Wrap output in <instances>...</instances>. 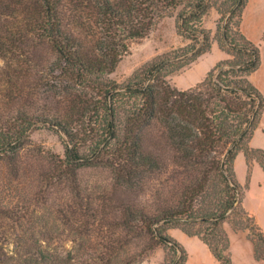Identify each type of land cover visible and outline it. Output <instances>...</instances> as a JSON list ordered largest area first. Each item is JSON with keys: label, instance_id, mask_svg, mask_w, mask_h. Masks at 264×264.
Instances as JSON below:
<instances>
[{"label": "trees", "instance_id": "obj_1", "mask_svg": "<svg viewBox=\"0 0 264 264\" xmlns=\"http://www.w3.org/2000/svg\"><path fill=\"white\" fill-rule=\"evenodd\" d=\"M227 1L215 35L228 56L179 89L167 77L211 49L204 20L214 0H0L1 159L18 156L41 122L65 138L41 212L0 192V264H134L156 246L163 264H183L169 228L233 264L225 221L249 229L253 257L264 260V231L242 204L234 168L241 151L249 165L261 150L250 145L264 108L251 79L260 46L240 29L247 0ZM165 16L183 44L113 79L129 44ZM46 105L58 115L42 114ZM89 167L107 173L97 193L79 179Z\"/></svg>", "mask_w": 264, "mask_h": 264}, {"label": "rangeland", "instance_id": "obj_2", "mask_svg": "<svg viewBox=\"0 0 264 264\" xmlns=\"http://www.w3.org/2000/svg\"><path fill=\"white\" fill-rule=\"evenodd\" d=\"M228 4L229 1L227 0H214L213 6L205 18V27H211L209 30L211 31L213 48L201 55L190 66L169 75L167 79L172 85L184 87L192 81H196L199 78L202 79L206 72L218 60L228 56L219 47L215 35L216 22L219 21L221 16L219 9L226 8ZM256 8L257 5L249 4L244 19L246 27L252 24L251 18L254 12L258 10ZM262 9L259 11L260 14L263 12ZM235 19L236 17L234 16L232 21ZM254 42L259 44L260 49H264V30L255 36ZM182 44V38L176 32L174 17L165 16L159 19L146 36L129 44L128 51L118 61L110 76L116 81L121 82L131 75L135 69L150 61L156 55ZM221 55L222 57H220ZM259 74H261V71L260 73L256 72L252 77V81L258 87L260 85L258 80ZM260 91L264 97V88L261 87ZM40 108L41 113L46 116L58 115L59 113L51 105L41 106ZM64 139V136L58 129L51 126L48 121L41 122L30 130L28 138L24 141L18 156L8 161L2 160L0 156V192H2V195L13 202L17 199H23L24 201L30 200V208L41 212L40 208L42 209L43 206L40 207L37 201L46 198L43 191L48 188L46 178L50 174L46 171H49L48 169H50L52 162L57 163L58 157H62ZM250 145L253 148H259L261 150L254 151L250 154L249 165H247L245 156L241 151L235 158L234 168L238 181L244 186L242 204L249 214L253 216L255 224L264 231V108ZM79 179L84 188L88 191H96L97 193L105 184L107 173L97 168H84L79 171ZM58 186H61V184L56 185V187ZM59 194L60 192H56L54 196H58ZM138 199L141 201V193ZM49 203H51V200ZM138 206H141V202L138 203ZM56 207L57 205L54 206V208ZM223 228L227 233L228 231L235 232L230 233L232 236L233 255H231V241L228 248L233 264H264V260H257L253 257L249 229L234 231L232 230L230 221H225ZM61 229V227L58 229L53 228L52 231L54 240L58 242L56 244L59 248H61L60 238L62 240L64 237ZM173 229L179 228H169L167 232L171 234L173 233ZM164 255L163 248L156 246L148 251L143 259L134 264H163ZM187 258L188 253L186 251V260L183 264L186 263Z\"/></svg>", "mask_w": 264, "mask_h": 264}, {"label": "crops", "instance_id": "obj_3", "mask_svg": "<svg viewBox=\"0 0 264 264\" xmlns=\"http://www.w3.org/2000/svg\"><path fill=\"white\" fill-rule=\"evenodd\" d=\"M250 3L253 5H257L256 9L258 10L254 12L253 17L251 18L252 24H249L248 27H246L244 19H245V13L247 12L248 6ZM261 8H263L262 9L263 12H261L260 14L259 11ZM204 25H205V20H204ZM207 28L211 29V27H207ZM240 29L244 33V35L252 41L255 40V36H257L260 32L264 30V0H247V3L242 13V21H241ZM212 48H213V43L211 45V49ZM220 57H222V55ZM260 71H261V74H259L258 76L260 85L259 87L256 84L255 85L261 89V87L264 88V49L262 48L260 49L259 67L257 68L255 72H253V74L251 75V79L256 72L260 73ZM200 80L201 79L199 78L196 81H192L188 83V85L184 87H178V88L185 89L187 87L193 86L195 83H197ZM230 233H235V232L228 231L227 233L231 241V255H233L232 240H231L232 236ZM170 235L174 239H176L183 246V248L187 251L188 258L185 264H217V260L215 259L214 255L209 251L207 245L203 241H201L199 238L195 236H189L179 229H173V233H171ZM252 253H253V250H252Z\"/></svg>", "mask_w": 264, "mask_h": 264}]
</instances>
